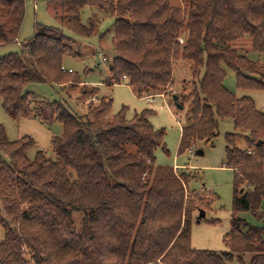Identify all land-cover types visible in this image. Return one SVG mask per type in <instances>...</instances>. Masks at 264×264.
<instances>
[{
  "label": "trees",
  "instance_id": "16d2710c",
  "mask_svg": "<svg viewBox=\"0 0 264 264\" xmlns=\"http://www.w3.org/2000/svg\"><path fill=\"white\" fill-rule=\"evenodd\" d=\"M181 2L48 0L59 8L60 24L83 38L96 34L100 23L95 15L81 23L85 7L113 18L108 85L124 82L138 98L174 93L175 62L186 65L190 91L184 80L176 95L183 108L189 106L179 155L210 144L218 120L232 121L234 132L225 135L224 166L234 172L227 251L191 247V221L205 202L187 190L189 176L155 165L156 151L167 150L164 130L149 121L153 111L128 120L122 107L104 120L112 99L83 84L87 114L78 117L62 102L24 92L32 83H80L62 64L79 56L74 39L35 25L19 53L0 57L2 107L12 121L59 122L63 132L52 140L54 160L37 152L30 162L26 152L34 141H9L0 126V264H228L244 256L249 264H264V113L224 88L221 67L234 72L238 88L264 90V66L235 48L249 40L254 52L264 53V0ZM24 12V0H0V47L16 42Z\"/></svg>",
  "mask_w": 264,
  "mask_h": 264
},
{
  "label": "rangeland",
  "instance_id": "374dc122",
  "mask_svg": "<svg viewBox=\"0 0 264 264\" xmlns=\"http://www.w3.org/2000/svg\"><path fill=\"white\" fill-rule=\"evenodd\" d=\"M170 5L181 7V0H169ZM25 12L20 26L16 42L0 47V57L19 53L21 44L29 40L34 34L35 25L59 28L64 35L74 39V51L78 57H65L63 69L71 70L79 80V84L72 87L67 85L60 87L47 83H32L25 87L24 92L44 98L49 101L62 102L74 115L80 117L87 114V97L81 92V85L96 87L99 97L109 96L112 99L111 109L103 115L102 119L108 120L113 115L126 108V119L130 120L135 113L143 110L153 111L149 118L155 129L164 130L163 143L167 150L165 154L161 149L155 153L156 166L178 167L177 176L181 173L189 176L187 190L195 192L204 200L202 212L204 217L197 222L200 216L199 210L194 213L190 229V245L197 250H209L219 255L225 253L227 248L224 245V238L230 231V220L232 215L233 200V178L234 172L224 166L225 164V135L234 132L230 119L218 120L217 136L210 144H198L194 147L193 153L178 154L181 128L186 125V113L188 105L182 110H177L173 102L169 105L160 97H155L151 103L145 98H138L126 83L119 85H108V67L114 57L112 35L114 20L100 11L85 7L81 12V23L87 25L88 18L95 15L100 21L97 33L89 38H83L72 33L67 27L62 26L57 18L59 8L49 4L48 0H24ZM243 43V44H242ZM235 47L237 51L245 55L250 61L264 66V53L254 52L251 42L244 40ZM104 59V60H103ZM225 72L223 79L224 88L236 98H249L254 102L256 109L264 113V90L251 88H238L235 74L225 65H221ZM69 73V72H68ZM184 80L188 81L185 93L190 91V75L186 65L175 62L173 92L181 93V86ZM0 126L3 127L9 141H15L22 137H29L34 141V146L27 150L26 157L32 162L37 152H43L48 158L54 160L52 152V140L60 137L63 127L59 122L46 125L36 118H23L18 121L9 119L2 107L0 99ZM237 146L244 149L242 138L237 141ZM191 149V148H190ZM201 150L203 155H196V150ZM80 215L74 214L75 226H78ZM239 217L244 218L252 224L260 225L248 213H240ZM4 238V229L0 226V242ZM228 264H249V257L244 256L239 262L235 257Z\"/></svg>",
  "mask_w": 264,
  "mask_h": 264
},
{
  "label": "built area",
  "instance_id": "2783aa9c",
  "mask_svg": "<svg viewBox=\"0 0 264 264\" xmlns=\"http://www.w3.org/2000/svg\"><path fill=\"white\" fill-rule=\"evenodd\" d=\"M180 42H182V41H180ZM104 60V59H103ZM69 73H71V70H69L68 71ZM172 94H171V92H169L168 94H164V93H162V94H159V95H156V96H147L145 99L148 101V102H152L153 101V99H154V97H160V98H162L164 101H166V103L169 105V103H168V101H171V102H173L172 101ZM193 150H194V147H192L190 150H188V153L189 154H192L193 153Z\"/></svg>",
  "mask_w": 264,
  "mask_h": 264
},
{
  "label": "water",
  "instance_id": "95a60500",
  "mask_svg": "<svg viewBox=\"0 0 264 264\" xmlns=\"http://www.w3.org/2000/svg\"><path fill=\"white\" fill-rule=\"evenodd\" d=\"M172 101H173L174 107L177 110H182L183 109V107L179 104L178 97L176 95H173L172 96ZM258 144H260V143L258 142ZM196 155H201L202 156L203 155V152L201 150H198V151H196ZM199 217L200 218H203L204 217V213L202 211L200 212V216Z\"/></svg>",
  "mask_w": 264,
  "mask_h": 264
},
{
  "label": "crops",
  "instance_id": "0c3cea01",
  "mask_svg": "<svg viewBox=\"0 0 264 264\" xmlns=\"http://www.w3.org/2000/svg\"><path fill=\"white\" fill-rule=\"evenodd\" d=\"M93 87H94V86H93ZM149 103H150V102H149ZM180 137H181V133H180ZM195 150H196V149H195ZM196 151H198V150H196ZM173 169L177 171V169H178L177 165H176V166H173Z\"/></svg>",
  "mask_w": 264,
  "mask_h": 264
}]
</instances>
